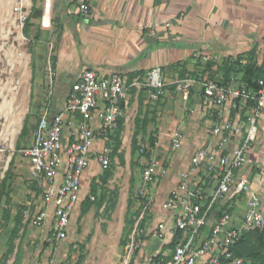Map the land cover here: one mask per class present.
<instances>
[{"label":"crops","instance_id":"1","mask_svg":"<svg viewBox=\"0 0 264 264\" xmlns=\"http://www.w3.org/2000/svg\"><path fill=\"white\" fill-rule=\"evenodd\" d=\"M51 2L50 26H42L40 17L33 15L29 27L32 30L31 79L37 76L39 92L31 93L30 102L34 101V111H27L28 133L21 139L19 151L32 142V132L38 122V110L42 103L47 101L50 118L60 111L72 82L83 68L93 69L98 75L111 72L122 75L126 91L121 101L123 129L120 137L122 142L126 140L130 144V162L133 159L138 166H144L152 156H158L165 158L168 166V172L162 176L164 178L158 182V177L151 183L150 192L153 195H167L176 184L190 156L208 140L219 113L223 118L240 120L243 128H246L249 104L241 100H236L235 105L226 104L223 107L205 103L201 79L210 78L235 86L242 78V69L250 61L264 67V0H92L91 12L86 15L78 11L77 0ZM202 53L212 54V58L203 61L199 56ZM157 67L165 82L159 94L155 88L145 84L147 73ZM231 76L237 80L230 81ZM44 81L49 83L43 94ZM184 83H189L187 93L182 90ZM144 115L147 121L139 128L136 150L132 152L135 117ZM74 117L75 121L70 126L67 123L69 117L64 116L65 140L70 137V131L78 126L80 113L76 111ZM88 122L98 133V109L91 112ZM126 125L128 135L124 137ZM174 130L182 133V147L172 152L169 150L168 135ZM260 136L263 140H260ZM156 137L160 144L151 152L149 145ZM102 140L101 135H97L94 141L89 165L81 176L80 198L71 211L66 236L57 242L49 241L48 246L41 244L36 251L37 257L30 264H59L62 253H74V247L78 244L74 242L69 249L66 241L73 231L80 204L90 192V185L100 182L104 169L96 158V150ZM236 142V138L228 142L227 148ZM138 147L143 154L137 152ZM15 158L14 155L12 177L16 176V180L23 171L19 169L20 163ZM23 158L25 170L29 174L31 161L24 155ZM238 173L247 177L264 203V131L254 134L247 160ZM26 192L34 197V208L38 209L42 203L40 191L31 186ZM12 194L11 191L8 204L10 211ZM94 205L81 216L79 224L91 214ZM246 205L247 198L242 197L234 209L233 222L241 219ZM213 217L209 218V223ZM27 225L41 229L40 235L38 231H33L30 240L44 243L54 225L53 216L51 214L42 226H35L31 221ZM149 229L145 235L148 236V245H145L143 252H160L159 257L169 258L173 246L167 245L165 249L160 244L155 246L156 239L149 235ZM169 241L171 239L167 235V243ZM76 258L69 264H73ZM20 261L23 264L22 258ZM196 264L204 262L198 261Z\"/></svg>","mask_w":264,"mask_h":264},{"label":"built area","instance_id":"2","mask_svg":"<svg viewBox=\"0 0 264 264\" xmlns=\"http://www.w3.org/2000/svg\"><path fill=\"white\" fill-rule=\"evenodd\" d=\"M51 7V0H42V26H50ZM91 7L92 0H77L80 13L89 14ZM13 8L17 13L16 18L23 25L28 16V11L22 10L23 0H19ZM199 56L203 61L212 58L209 53ZM235 80L236 77H230V81ZM238 82L230 86L229 83L210 78L201 79L202 99L205 103L223 107L226 104L235 105L236 100H241L249 104L246 128H243L240 120L223 118L219 113L218 120L210 129L208 140L190 156L176 184L160 203L162 216L150 227L149 235L152 238L169 235L174 240L177 232L180 234L175 238L170 257L155 258L151 264H196L198 261L204 264L249 263L245 257L235 255L231 249L243 233L264 228L262 198L251 187L247 177L238 173L252 147L254 125L257 121H264V73L257 79L256 87H247L244 82ZM145 84L155 88L157 94L163 91L165 82L159 67L147 73ZM188 85L184 83V93L188 92ZM125 91L126 85L120 73L98 75L93 69L83 68L72 82L60 111L50 118L47 101L42 103L38 122L32 132V142L20 149L31 161L28 178L40 191L42 203L38 209H31V202L22 213L35 226H42L52 214L54 225L49 241L57 242L66 236L71 211L80 198L81 176L89 165L97 135H101L103 140L96 150V158L103 169L110 165L112 149L107 140L116 130L117 119L123 113L121 101ZM94 109H98L100 118L98 133L88 122ZM76 111L80 113L78 126L70 131V137L65 140L64 116L69 117L67 123L72 126ZM168 136L169 150H179L182 147L181 131L174 130ZM235 138L237 142L227 148L228 142ZM159 144L156 137L149 145V150H156ZM167 172L165 158L157 156H152L142 167L138 189L141 211L135 227L152 205L154 197L150 192L151 183ZM242 197L247 198V205L241 219L235 223L233 212ZM218 211L221 213L216 215ZM211 216H214L213 221L209 223ZM139 244L132 239L126 248L138 247Z\"/></svg>","mask_w":264,"mask_h":264},{"label":"rangeland","instance_id":"3","mask_svg":"<svg viewBox=\"0 0 264 264\" xmlns=\"http://www.w3.org/2000/svg\"><path fill=\"white\" fill-rule=\"evenodd\" d=\"M18 1L0 0V180L15 151L16 138L20 130L18 129L15 132V127H12L11 114L21 104L25 109L22 124L28 109L31 113L34 111V101L30 102L32 91L33 94L36 91L39 92L37 76L33 80L31 79L30 38L32 30L29 29L30 33L26 35L22 29V23L16 18L17 13L13 7ZM41 3V0H23L22 10L28 11L29 14L32 6H39ZM47 83L43 82V94L46 93ZM45 98L43 97V99ZM39 111L40 109L38 114ZM127 127L126 125L124 137L128 135ZM263 129L264 121H257L254 125V132L259 134L264 131ZM260 140H263L262 136H260ZM120 150L124 162L121 163L117 156L111 157V163L106 168L112 170V175L106 181H103L101 177L99 178L101 182H99L100 186L97 187L98 194L104 189L109 191L106 203L104 202L102 207L99 208L94 205L91 214L86 217L85 221L81 224L75 223L73 231L69 234L66 242L71 245L75 242L78 245L74 247V253L67 258L68 260L66 259L67 252L62 253L59 263L65 262L67 264L71 260L74 261L79 252H82L84 259L81 264H127L130 259H134V264H149L150 252L147 254L143 252L145 245H148L146 244L148 236L145 235H147L148 228L153 226L162 216L160 203L166 195H153L150 209L147 210L135 227V221L141 211L139 205L141 195L138 193V189L141 184L143 166L135 164L137 161L133 159L130 162V144L128 141L124 140L122 142ZM137 152L143 154L140 152L139 147ZM15 157L16 162L20 163L19 169L23 172L17 175L16 180V176L9 179L10 192H13L10 218L3 221L2 211L0 210V261L2 264H14L16 251L19 250L18 253L20 252L23 264H30V261L33 262V259L37 257L36 251L42 242L30 240L29 237L33 235V231H38V235H40L41 229L29 225L24 226L23 224L27 219L23 214L18 233L12 239L14 249L6 256L4 255L14 227L13 216L17 210L25 209L31 202L33 203L31 209H36L34 208V197L26 194L28 188L36 186L28 178L29 174L25 170L26 162L23 154L16 150ZM12 167L15 168V166ZM163 178L159 177L158 182ZM128 197H130L131 202L129 214L126 215V218H134L132 226L127 220H124ZM123 227L124 232L122 233ZM121 238L124 241L123 243H120ZM132 239L140 244L138 247L133 246L131 249H127L126 244L131 242ZM47 241L49 242V240ZM142 242H144L143 248L140 246ZM80 244L82 245L81 248L79 247ZM19 264H22V261Z\"/></svg>","mask_w":264,"mask_h":264},{"label":"trees","instance_id":"4","mask_svg":"<svg viewBox=\"0 0 264 264\" xmlns=\"http://www.w3.org/2000/svg\"><path fill=\"white\" fill-rule=\"evenodd\" d=\"M36 6H32V9L30 10L28 16L26 17L24 23H23V31L24 33L27 35L28 34V30L30 25L32 24V19H33V10ZM243 73H242V78L240 81L244 82V84L247 87H256L257 86V79L262 76V74L264 73V67H260L255 65L254 62H249L248 64H246L244 66V68L242 69ZM226 83V82H223ZM31 97V95H30ZM29 114L28 112L26 113L23 122H22V126L20 128V131L17 134V138H16V143H15V151L13 152L7 168L4 172V175L2 176L1 180H0V210L2 211V219L3 221H6L10 218L11 216V211L10 208L8 207L9 201H10V188H9V179L12 177V166L14 163V155L16 153V150H18L20 148V144H21V139L28 133V127H27V118H28ZM147 118L144 115L143 117H139L136 116L135 117V129L133 131L132 134V138H131V148H132V152L136 150V142H137V137L136 135L138 134L139 128L140 126H144V124L146 123ZM123 129V118H118L117 119V128L116 130L113 132V134L110 136V139L107 140V144L111 147V157L113 156H118L119 160L121 163L124 162V157L123 154L121 153V151H119V148L121 146V131ZM153 141V140H152ZM152 143V142H151ZM112 175V170L105 168L102 172V174L100 175V177L103 179V181H106L110 176ZM101 182V181H100ZM100 186V183L98 182H93L90 185V192L89 194L82 200L81 204H80V210H79V215L76 219V222L78 223L81 216H83L90 208V206L92 204H95L97 206V208L101 207L104 202L106 203V197H108V193L109 191L104 189L102 192H100L98 194L97 191V187ZM36 189V187H34ZM93 195V199L90 198V196ZM130 197H128L127 199V205H126V211H125V216H124V220L128 221V223L132 226L134 223V218H126V215L129 214V210H130ZM22 211L21 210H17V212L15 213V215L13 216L14 218V227L11 231V235L9 237V243H8V247H7V251L4 254L5 256L7 254H9L10 252L13 251L14 246H13V241L12 239L17 235L18 233V227L21 225L22 223ZM217 214H220L221 211L216 212ZM124 221V222H125ZM29 222V220L27 219L24 222V226L27 225ZM52 229V228H51ZM51 229L48 233V235L51 232ZM124 232V227L122 229V233ZM180 234V232H177V235L174 236V240L171 239V241H169V243H167V235L161 237V238H155L156 239V243L155 246H159L162 245V249H165L167 247V245L169 246H173L174 248V244H175V238L178 237ZM123 239L121 238L120 243H123ZM50 243L46 240H44V243H42L43 246H48ZM70 246H72L71 244H69V249ZM80 248L82 247V245L80 244L79 246ZM233 251V253L237 256H243L245 257L249 263L248 264H264V228L261 230H251V231H247L245 233H243V235L241 236L240 240L232 247L231 249ZM19 250L16 251V257H15V263L14 264H19L20 263V252L18 253ZM161 255L160 252L154 254L153 252H150V258H149V264H151L153 258L157 257V259L159 258V256ZM69 254H67V258H69ZM84 259V255L82 252H79L76 261L73 264H81V262ZM164 259H167V257L165 256ZM0 264L1 261H0ZM59 264H65V262H60ZM69 264V262L67 263ZM127 264H134V259H130L129 262Z\"/></svg>","mask_w":264,"mask_h":264},{"label":"bare ground","instance_id":"5","mask_svg":"<svg viewBox=\"0 0 264 264\" xmlns=\"http://www.w3.org/2000/svg\"><path fill=\"white\" fill-rule=\"evenodd\" d=\"M23 73H24V70H23ZM23 112H24V107L20 104L11 114V118H10L11 124H12V127H15V132L18 130V127L21 124Z\"/></svg>","mask_w":264,"mask_h":264},{"label":"water","instance_id":"6","mask_svg":"<svg viewBox=\"0 0 264 264\" xmlns=\"http://www.w3.org/2000/svg\"><path fill=\"white\" fill-rule=\"evenodd\" d=\"M43 13L42 3L39 6H36L33 10L34 17H41Z\"/></svg>","mask_w":264,"mask_h":264}]
</instances>
